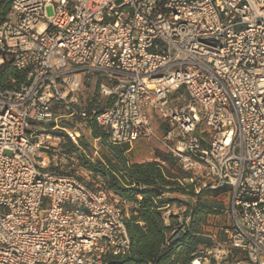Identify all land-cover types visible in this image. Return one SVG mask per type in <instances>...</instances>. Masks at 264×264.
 Segmentation results:
<instances>
[{
  "label": "built area",
  "instance_id": "obj_1",
  "mask_svg": "<svg viewBox=\"0 0 264 264\" xmlns=\"http://www.w3.org/2000/svg\"><path fill=\"white\" fill-rule=\"evenodd\" d=\"M10 14L0 66L24 76L0 87V264L130 252L128 200L61 151L84 123L114 144L160 138L201 187L230 188L225 238L190 264H264V0H12ZM164 216L174 232L192 219Z\"/></svg>",
  "mask_w": 264,
  "mask_h": 264
},
{
  "label": "trees",
  "instance_id": "obj_2",
  "mask_svg": "<svg viewBox=\"0 0 264 264\" xmlns=\"http://www.w3.org/2000/svg\"><path fill=\"white\" fill-rule=\"evenodd\" d=\"M11 3L12 0H2L0 22L7 18ZM23 76L5 61L0 66V87L7 86L10 77L22 79ZM86 91L91 93L85 98V104L91 110L98 100V91ZM151 118L159 130L161 119L154 113ZM47 129L55 135H63L59 129ZM92 130L102 149L98 158L92 160L83 152V146L88 147V141L84 139L80 145L67 141L61 151L76 153L84 167L102 177L108 190L132 204L127 208L126 216L130 252L121 257L109 256L106 264H190L193 254L213 245L214 238H225L223 229L231 226L229 187L212 188L210 184L201 187L199 176L184 171L177 159L164 150H158L157 155L165 163L133 160L131 144L112 143L96 124ZM190 178L193 180L187 182ZM174 204L187 206L192 215L189 225L178 232H174L178 224L175 218L167 223L164 216L165 210Z\"/></svg>",
  "mask_w": 264,
  "mask_h": 264
},
{
  "label": "crops",
  "instance_id": "obj_3",
  "mask_svg": "<svg viewBox=\"0 0 264 264\" xmlns=\"http://www.w3.org/2000/svg\"><path fill=\"white\" fill-rule=\"evenodd\" d=\"M86 89H89V90H92V89H94L95 91H98V86H97V83L95 82V83H93L92 85H90L89 87H87ZM98 93V92H97ZM83 94H85V93H83ZM83 94L81 93V99L82 100H85V98H84V96H83ZM160 121H162V120H160ZM83 123V122H82ZM162 123V124H161ZM160 123V125L158 124V127L160 128L159 130H158V132L161 134V133H163L164 131H165V129L167 128V124L165 123V122H161ZM164 123V124H163ZM94 124H96V123H89V124H87V123H84L83 124V136H82V138L80 139V142H81V140L82 139H86L87 141H88V145L91 143V146L90 147H92V145H94V152H95V155H92V156H90V155H87V156H89L92 160H95L96 159V157L98 158L100 155H99V152H98V149H99V147H98V145H97V143H98V141H99V138H96V137H94V135H93V130H92V127L94 126ZM97 125V124H96ZM98 126V125H97ZM85 128H89L88 130H89V134H90V139L88 138V136H87V134H85L84 133V131H85ZM100 128V127H99ZM63 133V132H62ZM61 137H62V135H61ZM84 137H86V138H84ZM149 139H151V138H149ZM158 141H160L162 144H163V146L165 147L164 149H161V148H155L154 149V154L151 156V157H148L147 159H141V160H136V161H140V162H144V161H152V160H158V161H161L162 163H165L164 161H162V159H161V157L159 156V155H157V151L158 150H164V151H167V152H169L168 151V149H167V147L165 146V144L161 141V139L160 138H156ZM140 140V139H139ZM93 141L95 142V143H93ZM138 141V140H137ZM136 142V141H135ZM134 142V143H135ZM134 143H132L131 144V148H130V150H132L133 149V145H134ZM80 145V144H79ZM93 149V148H92ZM83 151H84V149H83ZM170 153V152H169ZM173 156V155H172ZM132 158V157H131ZM79 160H80V158H79ZM179 164V163H178ZM80 165L85 169V171H86V173L88 174H91V177L93 178V179H97V178H101L102 179V177L100 176V175H98V174H96L93 170H91V169H89V168H86V167H84L83 165H82V163H81V161H80ZM180 166V165H179ZM181 167V166H180ZM182 168V167H181ZM183 169V168H182ZM184 170V169H183ZM185 171V170H184ZM186 172H188V171H186ZM190 173V172H189ZM200 178V182H203V178L202 177H199ZM187 182H189V179H187L186 180ZM114 192V191H113ZM176 195V194H175ZM140 200H141V198H142V196L141 195H139V197H138ZM128 202H129V200H128ZM130 205H132L130 202H129V205H128V207L130 206ZM167 222V221H166ZM167 223H169V222H167Z\"/></svg>",
  "mask_w": 264,
  "mask_h": 264
},
{
  "label": "rangeland",
  "instance_id": "obj_4",
  "mask_svg": "<svg viewBox=\"0 0 264 264\" xmlns=\"http://www.w3.org/2000/svg\"><path fill=\"white\" fill-rule=\"evenodd\" d=\"M10 10H11V8H10ZM10 16H11V14H10V11H9V13L7 15V18H9ZM84 90H85V92H84ZM92 90L94 91V89H92ZM89 92H87L85 88L83 89L82 94L85 93V94H83L84 98H86L89 94H91ZM88 129L89 128H85L84 133L87 134L88 138L90 139L91 137H90V134H89V130ZM84 138H86V137H84ZM156 138L157 137H152L151 139L146 138V139H140V140L136 141L134 143V145H133L134 147H133V149L131 150V153H130L132 159L133 160H137V159L138 160L147 159L148 157H151L154 154V149L155 148L158 147V148L164 149L165 147L163 146V144L160 141H158ZM84 140H86V139H84ZM93 143H95V142L93 141ZM99 143H100V141H98V143H97L98 147L100 146ZM90 146H91V143L88 145V147L83 146L84 147V151L83 152L85 154H87V155H90V156L95 155L94 145H92V147H90ZM101 150H102L101 147H99V149H98L99 154H100ZM68 166H70V165H68Z\"/></svg>",
  "mask_w": 264,
  "mask_h": 264
}]
</instances>
